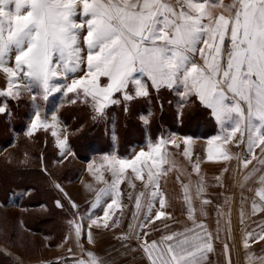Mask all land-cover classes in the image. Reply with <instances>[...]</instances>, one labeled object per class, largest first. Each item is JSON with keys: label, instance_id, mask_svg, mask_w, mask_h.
Returning <instances> with one entry per match:
<instances>
[{"label": "snow or ice", "instance_id": "6c2138e0", "mask_svg": "<svg viewBox=\"0 0 264 264\" xmlns=\"http://www.w3.org/2000/svg\"><path fill=\"white\" fill-rule=\"evenodd\" d=\"M210 7L223 11L215 14ZM0 71L6 85L0 95L18 101L23 92H30L35 103L38 98L48 100L53 93L72 94L69 102L82 100L90 105L94 121L104 119L112 105L122 106L124 114L129 115L132 104L140 100H155L162 113L167 100L163 93L173 94V100L167 103L175 102L174 117L182 120L186 110L198 108L219 126L220 134L207 141V160L228 162L235 156L238 168L245 171L244 180L262 173L261 186L256 190L260 203L253 200L251 211L264 214V0H232L214 6L207 0H0ZM5 113L10 114L6 102L0 106V114ZM152 115L151 111L138 113L142 131L150 132ZM40 128L51 131L55 138L59 163L75 155L69 150L68 128L62 126L57 112L52 113L49 122L37 106L27 124V135L31 137ZM175 137L174 132L167 137L150 136L147 151L141 148L131 158L105 154L111 179L97 176L104 187L96 191L84 211L44 167L43 173L60 197L54 200L55 206L71 216L67 221L69 235L63 240L74 236L79 241L87 228L88 242L94 244L93 226L97 230L117 229L125 207L121 184L136 189L135 181L139 180L141 190L127 194L128 200L134 199V210L127 230L119 234L127 242L123 246L127 249L134 239L131 250L141 251L148 264H206V254L214 250V239L218 237L213 236L204 219L196 218L197 211L206 217V206L211 204L202 196L206 192L203 177L195 189V195L201 197L199 209L193 203L190 183L182 182L191 226L169 231V225L163 223L171 213L165 210L167 197L160 187L161 173L153 169L166 163V145L178 146ZM192 141V136H184L185 155H189L187 146ZM229 144L246 146V152L229 153L220 147ZM148 158H153L152 164L144 173ZM254 161H258L259 169ZM92 167L90 163L89 169ZM127 169L135 174L134 178L126 179ZM193 170L199 174L198 162ZM104 197L109 199L102 204ZM243 202L241 194V223ZM98 207L103 208L100 216L94 212ZM220 207L216 205L217 210ZM156 222L163 223L165 234L149 239L160 231ZM20 223L23 225V221ZM258 227L261 231L255 236L246 231V249L248 238L264 241V224ZM78 247L83 255L74 264H105L82 244ZM223 251L229 257L226 264H231L227 243Z\"/></svg>", "mask_w": 264, "mask_h": 264}, {"label": "crops", "instance_id": "0c3cea01", "mask_svg": "<svg viewBox=\"0 0 264 264\" xmlns=\"http://www.w3.org/2000/svg\"><path fill=\"white\" fill-rule=\"evenodd\" d=\"M195 2H204V0H195ZM231 2L232 0H207V4L212 6L217 4H229ZM210 11L219 14L223 9L219 7H210ZM0 74V89H2L6 86L5 76L2 71H0ZM62 126L65 127L64 124H62ZM58 131H60L62 136L63 132L61 129H58ZM173 132L174 131L164 129L155 138L161 135L167 137ZM174 133H176L175 139L178 146L166 145L163 149L166 163L161 164L159 168L153 169L154 171L161 173L159 176L160 187L162 191L166 193L167 197V206L165 210L171 213V218L163 221V223L169 225V231H181L185 227L191 226V222L187 219L188 206L183 199L184 192L182 182L190 183L193 203L197 209H199L201 197L195 195V189L197 182L203 177L206 192L202 194V196L210 199L211 204L206 206V211L208 213L206 217H202L199 211H197L196 218L197 221L204 219L213 236L218 237L214 239V250L206 254V264H226L229 257L226 256L223 251V245L225 243H227L230 248L231 264H238L239 261L243 264H261V258H264V241L248 238V249H246L243 240L245 239L246 231L253 232V235L255 236L257 232L261 231V228H259L258 225L264 224V214H261L260 212L253 214L251 211L253 200L260 203L256 190L261 186L259 176L262 173L257 172L252 175L250 179L244 180L245 171L242 168H238L235 156H233L228 162L223 160H207L206 157L209 147L207 141L210 137L220 134L219 126L216 123L213 131H210L205 137L180 134L177 132ZM184 136L193 137V141L191 142L192 146L190 147L191 143L187 146L189 155H185L184 152ZM149 138V135H147L143 142L133 144L125 155H117L113 150V152L94 153L85 161L78 160L75 155L74 158L71 156V160L79 168L78 172L72 179L62 181L60 184L64 187L72 200L80 205L81 211H84L89 206L88 202L94 199L96 191L101 187H104V181L98 180L97 176L102 175L104 180L111 179V174L108 171L109 166L105 163L103 156L105 154L115 153L120 158H131L141 148H144L147 151ZM53 140L59 154L60 150L55 143L54 137ZM220 147H223L229 153L246 152V146L245 148H239L235 145L229 144L226 146L220 145ZM181 154L188 157V162L180 157ZM256 155L259 156L258 150ZM154 158L158 159V157ZM152 159L153 158H148L145 161L146 166L144 168V173L147 172V165L152 164ZM197 162L200 164L199 174L193 170V165ZM90 163L93 165L91 170L89 169ZM254 164L257 169L260 168L258 161H254ZM186 167L189 172L185 169ZM225 168L227 171H222V169ZM134 175L135 174L132 173L131 169L126 170V179H132L134 178ZM217 177H219V180ZM135 183L136 189H131L126 183L121 184L123 190L121 202L125 207L123 208V215L120 217L122 223L117 229L97 230L95 226H93L92 235L95 240L94 244H89L88 242L87 228H85L79 241H77L74 236L70 237L69 240L64 241L63 237L69 235V228L67 225V221L71 219V216L69 215L65 220L66 226L62 237L57 243H54L53 238L50 236L49 240L40 244V250L38 253L40 254V258L34 260L33 263L42 264V262L50 261L51 264H64V261H67V264H74V261L83 255L78 247V244H82L84 249L96 253L105 264H148L146 256L141 251L134 252L131 250V247L135 245L134 239L131 242V245L126 249L123 245L127 242L122 241L119 237L121 232L127 230L132 211L134 210V199L128 200L127 194L130 191L135 192L141 190V181L136 180ZM241 194H243L244 197L243 208L245 214L243 216V223H241L240 216ZM108 199L109 197L102 198V204L107 203ZM218 204L221 205L219 210L216 209V205ZM155 209H159L158 200L156 201ZM229 209L231 220L230 226L228 224ZM102 211V207H98L94 210L95 215L97 216L102 215ZM116 211L120 212L119 209ZM218 211L220 212V215L217 214ZM154 214L155 210L152 215ZM140 218L142 219V216ZM132 222L133 224L136 223L135 220H132ZM217 222L219 223L217 224ZM163 223L156 222V228L160 229V231L151 234L149 239H158L159 236L165 234L163 232ZM43 236L47 237L46 235ZM67 249H71L72 251L69 252ZM7 256L9 257V255ZM57 257L60 259L58 260ZM12 261L16 260L12 259ZM17 262L25 264V260L19 259Z\"/></svg>", "mask_w": 264, "mask_h": 264}, {"label": "rangeland", "instance_id": "374dc122", "mask_svg": "<svg viewBox=\"0 0 264 264\" xmlns=\"http://www.w3.org/2000/svg\"><path fill=\"white\" fill-rule=\"evenodd\" d=\"M101 80L103 81L104 78L102 77ZM31 95L30 92H23L18 101L0 96V106L6 102L10 110V114H4L7 122L3 121L1 118L3 114H0V249L11 253L8 257L3 253L4 251H0V264H21L17 262L19 259L25 260V264H34L33 261L40 258L38 254L40 244L49 240L50 236L53 242L57 243L63 235L65 220L69 217V214L55 206L54 200L59 196L49 184L48 175H42L37 169L42 165L40 161L42 155L45 160L43 165L51 174V178L62 183L68 177L77 174L79 168L70 157L63 163L57 162L61 156L55 147L51 131L40 128L31 137L27 135V124L34 115L36 107L39 106L42 118L49 122L53 112L81 114L84 119H75L68 127V134L71 132L73 135H79L81 131L88 129L85 118L91 116L90 105H86L82 100H77L76 103L69 102L72 94L65 96L62 92L53 93L48 100L38 98L35 103L31 101ZM59 119L61 121L60 117ZM81 125L83 128L76 132L75 129L80 128ZM110 139L113 143L114 136L110 135ZM113 150L119 155L115 148L110 152ZM180 157L188 162V157L184 154ZM22 168L25 170H20ZM185 169L189 172L187 167ZM17 175H20L19 179L16 178ZM12 183L15 186L13 188L9 186ZM29 183L36 192L32 191ZM9 188L11 191L7 193ZM41 194L44 195L46 204L43 207L37 203V197ZM6 196L7 199L4 200ZM63 202L67 209V202ZM20 221H23V225ZM27 225L33 227L32 230ZM12 259L16 261L13 262Z\"/></svg>", "mask_w": 264, "mask_h": 264}, {"label": "trees", "instance_id": "16d2710c", "mask_svg": "<svg viewBox=\"0 0 264 264\" xmlns=\"http://www.w3.org/2000/svg\"><path fill=\"white\" fill-rule=\"evenodd\" d=\"M163 95L167 98V100H173V94L166 91L163 93ZM167 100L165 101L162 113L155 100H153L151 103L140 100L132 104V112L129 115L124 114L122 106L112 105L107 109L108 116L106 115L102 120L94 121L89 116L85 118L87 119L85 124L88 126L86 131H81L79 135H73L71 132L68 134L69 147L78 159L85 161L89 159L94 153L109 152L113 148H115L119 155H125L128 153L130 147L133 144L143 142L147 135L155 137L164 129H168L180 134H188L200 137H205L210 131H213L215 127L214 121L208 119L206 114H204L198 108L191 111L186 110L185 115L181 120L180 118L174 117V101L172 105H169ZM148 111L153 113L151 117L150 132L148 129L142 131L143 126L137 119L138 113L147 114ZM58 115L67 128L71 126V121L73 122V120L78 118L84 119L79 113L73 114L64 111L59 112ZM1 118L3 121L7 122L6 115L3 114ZM120 126L121 129L119 130ZM92 131L94 133H92ZM110 135L114 136L113 143L110 139ZM44 163L45 160H42L41 167H37L38 172H40L42 175H45V173L42 171ZM20 170H25V168ZM75 175L76 174L68 177V179L73 178ZM16 178L19 179L20 175H17ZM28 185L32 187V191L35 190L36 192V189L32 184L29 183ZM9 186L12 188L15 187L13 183ZM9 191H11V188L8 189L7 193ZM35 192H33V194ZM6 199L7 196L4 198V200ZM37 201L39 205L46 206L44 195H39L37 197ZM27 226L32 230L33 227L30 225Z\"/></svg>", "mask_w": 264, "mask_h": 264}, {"label": "built area", "instance_id": "2783aa9c", "mask_svg": "<svg viewBox=\"0 0 264 264\" xmlns=\"http://www.w3.org/2000/svg\"><path fill=\"white\" fill-rule=\"evenodd\" d=\"M239 264H242L241 262H239Z\"/></svg>", "mask_w": 264, "mask_h": 264}]
</instances>
